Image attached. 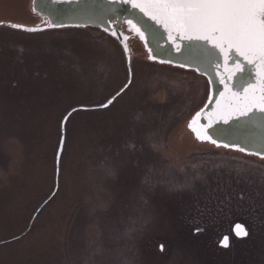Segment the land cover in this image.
I'll return each mask as SVG.
<instances>
[{
	"label": "rangeland",
	"instance_id": "1",
	"mask_svg": "<svg viewBox=\"0 0 264 264\" xmlns=\"http://www.w3.org/2000/svg\"><path fill=\"white\" fill-rule=\"evenodd\" d=\"M0 24L49 22L33 0H0ZM122 30L132 84L110 108L72 115L59 189L33 220L56 187L63 118L105 103L129 72L95 28L0 26V264H264V159L198 141L188 125L208 79L149 59Z\"/></svg>",
	"mask_w": 264,
	"mask_h": 264
},
{
	"label": "snow or ice",
	"instance_id": "2",
	"mask_svg": "<svg viewBox=\"0 0 264 264\" xmlns=\"http://www.w3.org/2000/svg\"><path fill=\"white\" fill-rule=\"evenodd\" d=\"M33 2L36 3L37 0ZM112 3L130 6L152 24L158 25L178 52L181 50L182 42L196 41L209 44L212 49L218 50L224 57L225 64L228 63L230 55L235 54L239 57L229 76L220 77L224 91L220 93L221 99L216 101V109L208 116V124L202 125L200 129L195 127L196 121L201 118V113L197 112L188 127L198 141L209 142L216 147L235 148L236 151L264 159V151L248 152L242 146L218 142L208 131L213 122L222 121L228 124L233 117H249L255 112L264 113V0H112ZM125 22L131 31L136 32L141 40H144L145 32L132 19H127ZM12 26L28 30L21 25ZM80 26L76 25V27ZM48 27L62 28L67 25L53 21ZM147 27L151 28L152 25ZM31 30L36 31V29ZM106 31H110L114 36L118 35L115 29ZM124 52L127 53L126 46ZM149 59L160 64L172 63L171 60L157 57L150 48ZM126 62L128 65L131 64L130 57L126 58ZM177 66L191 67L183 63ZM216 66L219 67L218 64ZM252 69L255 70L252 77L241 86L239 91H233V85L229 83L232 75ZM128 70L131 73L130 67ZM128 83L131 84L132 81L129 80ZM127 86L126 84L125 88ZM123 91L124 89H121V92ZM119 95L118 92L117 96ZM114 99L115 97L108 100L103 107H108ZM64 120L66 122L67 117ZM235 232L237 236L248 235L239 224L235 226ZM221 244L223 247H228V236L223 237ZM163 247L160 245L161 251Z\"/></svg>",
	"mask_w": 264,
	"mask_h": 264
},
{
	"label": "water",
	"instance_id": "3",
	"mask_svg": "<svg viewBox=\"0 0 264 264\" xmlns=\"http://www.w3.org/2000/svg\"><path fill=\"white\" fill-rule=\"evenodd\" d=\"M33 7L35 12L45 16L49 20V24L55 21L58 24H65L67 26L81 25L96 27L115 38L123 48V51L126 46L127 53L124 52L125 57H130L131 59V64H127L128 69L129 67L131 68V73L129 72V80L131 81L133 80L131 48L129 45L131 35L124 32L121 29V26L127 19H132L133 22L145 32V38L143 41L148 52L150 48L157 57L171 60V64L174 65L182 63L191 65V67L184 68L195 70L199 74L208 78L211 86V95L206 105L199 111L201 113V118L196 121L195 127L197 129H200L202 125L206 126L208 124V116L216 109V101L221 99L220 93L224 91V86L220 83V77H228L234 68L235 61L239 60V57L232 54L229 57L228 63L225 64L224 57L220 55L219 51L212 49L211 45L204 42L184 41L182 42L181 50L178 52L176 51L175 46L168 41L167 34L164 33L163 29L159 28L158 25L152 24L151 21H148L146 17H142L141 13L131 9L130 6L122 5L120 3L114 4L112 3V0H37L36 3L33 2ZM147 25H152V27L148 28ZM48 28L51 27H48V25L36 28L24 27V29H28L26 31L30 32H33L31 29L41 31L40 29L45 30ZM111 29H115L118 35L114 36L110 31H106ZM217 64L219 67L216 66ZM254 71L255 70L252 69L250 71L234 73L229 81V83L233 85V91H239L241 86L252 77ZM127 85L128 88L131 84L127 82ZM127 88L124 86L122 89L125 91ZM123 92L120 90V95ZM113 97H115V99L112 104L118 97L117 93L110 99ZM104 104L98 106L74 107L65 115V117H67L66 122L64 120L65 117L63 118L61 123V140L56 155V187L50 197L35 213L33 220L36 218L42 207L55 196L59 189L61 158L66 142L67 123L69 118L73 113L79 110H102L109 108L112 105L110 104L108 107H103ZM73 109H76V111H73ZM69 113H71V115H69ZM221 130L227 131L223 132ZM208 131L218 142H227L236 146H242L248 152L264 151V113L255 112L254 114H250L249 117H233L228 124H224L222 121L218 123L213 122L212 127L208 129ZM238 224L248 233L244 224L236 223L233 228L235 235V226ZM225 236H228L229 238V247L230 236ZM247 236L241 235L237 237L245 238ZM220 245L222 246L221 242Z\"/></svg>",
	"mask_w": 264,
	"mask_h": 264
},
{
	"label": "trees",
	"instance_id": "4",
	"mask_svg": "<svg viewBox=\"0 0 264 264\" xmlns=\"http://www.w3.org/2000/svg\"><path fill=\"white\" fill-rule=\"evenodd\" d=\"M66 28V27H65ZM126 92V91H125ZM124 94V93H123ZM104 110H106V109H104ZM79 111H83V110H79ZM98 111H102V110H98ZM78 112V111H77ZM75 114V113H74ZM74 114H72V115H74ZM72 117V116H71ZM70 117V118H71ZM70 118H69V121H70ZM69 121H68V123H69ZM67 123V124H68ZM67 128H68V126H67ZM202 229L203 228H197L194 232H195V234H200V233H202ZM197 231V232H196ZM227 249V248H226Z\"/></svg>",
	"mask_w": 264,
	"mask_h": 264
},
{
	"label": "flooded vegetation",
	"instance_id": "5",
	"mask_svg": "<svg viewBox=\"0 0 264 264\" xmlns=\"http://www.w3.org/2000/svg\"><path fill=\"white\" fill-rule=\"evenodd\" d=\"M2 25H5V26H11V27H13L12 25H10V24H2ZM14 28V27H13ZM171 65H174V64H171Z\"/></svg>",
	"mask_w": 264,
	"mask_h": 264
}]
</instances>
